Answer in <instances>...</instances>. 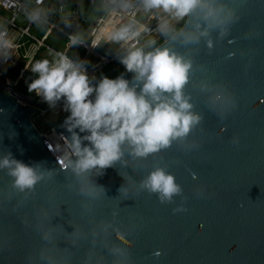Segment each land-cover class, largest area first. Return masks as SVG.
Masks as SVG:
<instances>
[{"label": "water", "instance_id": "95a60500", "mask_svg": "<svg viewBox=\"0 0 264 264\" xmlns=\"http://www.w3.org/2000/svg\"><path fill=\"white\" fill-rule=\"evenodd\" d=\"M221 5L238 18L222 40L197 9L156 44L192 61L184 91L203 120L185 143L146 159L126 151L103 175L77 177L36 127L34 108L0 89V159L10 154L43 173L34 190L21 191L0 169V264H264V0L213 6ZM205 30L183 43L184 33ZM118 76L133 78L125 69L111 79ZM68 115L52 129L69 154ZM155 166L182 188L171 204L139 191ZM90 183L103 188L98 199L81 194ZM181 205L187 211H172Z\"/></svg>", "mask_w": 264, "mask_h": 264}, {"label": "clouds", "instance_id": "9594fccd", "mask_svg": "<svg viewBox=\"0 0 264 264\" xmlns=\"http://www.w3.org/2000/svg\"><path fill=\"white\" fill-rule=\"evenodd\" d=\"M214 4L215 0H139V5H134L132 0H123L118 11L108 9V24L100 29L96 39L90 41V46L98 47L101 39L125 44L131 40L138 42L142 33L153 31L136 20L141 11L157 20L155 31L168 36L178 31L173 28L172 21H184L199 9L203 13L202 19L210 21L208 28L219 29L218 38L222 40L238 18L227 6L214 7ZM117 15L122 21L119 26L112 19ZM124 15L128 17L126 21ZM31 18L35 22L39 20V14ZM200 36H208V31L199 32V36L184 33L183 43H197ZM6 37V32H0V48L12 47L11 40ZM80 42V34L68 38L69 46L75 47ZM207 44L210 49L213 47L211 40ZM148 49L129 46L119 58L125 70L133 74L131 82L123 76L102 77L93 86L84 65L74 62L63 52L55 53L51 60L44 58L31 64L30 70L36 78L28 85V91L42 97L49 106H55L63 99L64 110L69 113L65 120L71 134L70 141L66 138L69 156L67 163L63 159L59 161L65 170L70 168L77 177L93 171L98 176L103 175L105 169L121 161L126 151L134 159H146L166 150L174 142L185 143L192 130L202 122V115L193 111L190 97L184 91L192 61L173 49L156 46L154 40L148 42ZM232 55L234 53H229V57ZM220 99V96L216 97V100ZM225 107H235V99L225 98ZM75 129L86 135L81 137ZM233 142L238 143V139L233 137ZM195 147V144L191 146ZM4 168L13 178V186L21 191L34 190L43 178L38 166H29L11 158L10 154L0 159V169ZM138 187L139 191L155 194L161 204H171L175 196L182 194L175 177L159 166L143 176ZM103 191L102 187L90 183L81 194L98 199ZM121 191L128 194L123 185ZM197 194H202V190ZM172 211L185 212L187 209L181 205Z\"/></svg>", "mask_w": 264, "mask_h": 264}, {"label": "built area", "instance_id": "2783aa9c", "mask_svg": "<svg viewBox=\"0 0 264 264\" xmlns=\"http://www.w3.org/2000/svg\"><path fill=\"white\" fill-rule=\"evenodd\" d=\"M122 2L123 0H42V3H38V0H0V32H6V38L12 43L11 48H0V89L15 96L21 103L31 105L34 108L32 115L36 111L39 116L45 115L51 106L37 108L32 105L33 101L42 102V97L35 93L33 95L24 94L15 88V85L23 78V72L28 70L33 62V56L42 45L56 53L63 52L74 62L82 63L93 86L102 77L110 79L114 77L115 75L112 76V74L116 70H120L122 64L119 62V58L127 47L135 45L146 48L150 40L157 41L166 37L155 31L156 19L151 18L148 14L143 21H140L136 15L137 21L153 29L151 33H142L138 42L137 40H131L127 44L120 42L106 53L99 52L97 47H91L90 41L96 39L100 29L108 24V9L114 8L118 11ZM132 3L139 5V0H132ZM37 13L39 20L34 22L31 17ZM23 14H26V19L21 22L18 19ZM117 17L121 18L119 15L112 17L113 22ZM123 19L127 20V15H124ZM175 23L177 22L172 21L173 25ZM32 28L34 33L31 32ZM51 32L62 36L61 51L44 42L46 36ZM38 34H40L39 37ZM76 34H80L81 42L75 47L69 46V36ZM26 39H29V42H26ZM21 47L25 49L23 54L20 53ZM90 54L96 55L98 60L88 65ZM21 59L24 61L21 71L15 77L7 74L6 70H11ZM60 102H63V99L56 104ZM52 125L48 122L46 131L40 130V132L46 136L49 131L53 130ZM65 150L67 149L65 148ZM60 153L58 152L62 156Z\"/></svg>", "mask_w": 264, "mask_h": 264}, {"label": "rangeland", "instance_id": "374dc122", "mask_svg": "<svg viewBox=\"0 0 264 264\" xmlns=\"http://www.w3.org/2000/svg\"><path fill=\"white\" fill-rule=\"evenodd\" d=\"M147 13H143L142 11L139 12L137 14V19L140 21H143L145 19V17L147 16ZM26 19V14H23L19 17V21L23 22ZM124 21H126L125 19H123ZM121 18L117 17L114 21V23H116L117 26H119V24L121 23ZM31 32L34 33V29H31ZM38 37L40 36V34L37 35ZM44 42L48 45H50L51 47H53L54 49L61 51L62 47H63V38L62 36L58 35L55 32H51L49 33L46 38L44 39ZM118 43L115 42H106L105 40H101L99 42V46L97 47L99 52L102 53H106L109 49H111L112 47H114L115 45H117ZM55 51L45 48V46H41L40 49L37 50L36 52V57L37 60L39 59H52L53 56L55 55ZM98 60V57L94 54H90L88 56V65H90V63H93L95 61ZM120 72V70H116L112 76L117 75ZM9 75H12L13 77H15V74L9 73ZM28 83L25 79H21L19 80V82L15 85V88L27 95H33L34 92H29L28 91ZM32 105L37 107V108H43V107H47L49 106L46 102L42 101V102H37V101H33ZM67 111L64 110V101L60 102L58 104H55V106H51L49 107V109L46 111L45 115L39 116L38 115V111L35 112L34 115H32V119L35 122L36 127L39 130H44L46 131L47 129V123H56L58 120H60V118L66 113Z\"/></svg>", "mask_w": 264, "mask_h": 264}, {"label": "trees", "instance_id": "16d2710c", "mask_svg": "<svg viewBox=\"0 0 264 264\" xmlns=\"http://www.w3.org/2000/svg\"><path fill=\"white\" fill-rule=\"evenodd\" d=\"M182 22H183V21H180V22L175 23V24L173 25V28L176 30L177 28H179V27L181 26ZM160 41H161V39L155 41V44H158ZM26 42H29V39H26ZM145 50H149L148 47H146ZM24 51H25L24 47H21V48H20V53L23 54ZM33 57H34V59H33V62H32L31 64H33V63L37 60L36 55H34ZM23 65H24V61H23L22 59H21V60H18L17 65H16L15 67H12L11 70H8V69H7V70H6V73H7V74L12 73V74L17 75V74L21 71ZM30 67H31V65H30ZM124 69H125V68H124V66L122 65L121 68H120V72H121L122 70H124ZM104 70H105V69H104ZM104 70H102V71H104ZM23 77L28 81L29 84L32 82L33 79L36 78V77H35V74H33V73L31 72L30 68H29L28 70H25V71L23 72ZM67 114H69V113L66 112L61 118H63V117L66 116ZM61 118H60V119H61ZM53 124H54V123H53Z\"/></svg>", "mask_w": 264, "mask_h": 264}, {"label": "bare ground", "instance_id": "6f19581e", "mask_svg": "<svg viewBox=\"0 0 264 264\" xmlns=\"http://www.w3.org/2000/svg\"><path fill=\"white\" fill-rule=\"evenodd\" d=\"M46 138L50 141V144H52V146H54L56 150H58L59 153L62 151V157L69 156L67 150H65L63 144L59 141L58 136L54 133L53 130L48 132Z\"/></svg>", "mask_w": 264, "mask_h": 264}, {"label": "crops", "instance_id": "0c3cea01", "mask_svg": "<svg viewBox=\"0 0 264 264\" xmlns=\"http://www.w3.org/2000/svg\"><path fill=\"white\" fill-rule=\"evenodd\" d=\"M30 68V67H29ZM22 79H25L24 77L22 78ZM26 80V79H25ZM27 81V80H26ZM27 83H28V81H27ZM29 84V83H28Z\"/></svg>", "mask_w": 264, "mask_h": 264}]
</instances>
